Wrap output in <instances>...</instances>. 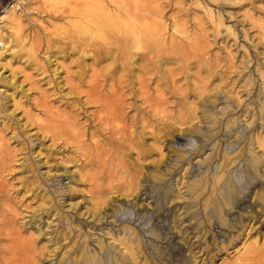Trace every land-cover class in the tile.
<instances>
[{"label":"rangeland","instance_id":"1","mask_svg":"<svg viewBox=\"0 0 264 264\" xmlns=\"http://www.w3.org/2000/svg\"><path fill=\"white\" fill-rule=\"evenodd\" d=\"M74 2L0 0V262L264 264V0Z\"/></svg>","mask_w":264,"mask_h":264},{"label":"bare ground","instance_id":"2","mask_svg":"<svg viewBox=\"0 0 264 264\" xmlns=\"http://www.w3.org/2000/svg\"><path fill=\"white\" fill-rule=\"evenodd\" d=\"M89 11L90 10H89V7L87 5L86 0H75L73 6L71 5V7L67 8L64 11V13H68L70 16H72L75 19V21H77V23H79L81 25V27L83 28V31L86 32L88 30V26H89ZM76 37L72 36L70 38H73L72 41L74 42L75 40H77V38H79V36L77 38ZM80 44H81V46L91 45L89 39L86 38V36H84V35L81 37ZM89 82H90L91 85H93V83H94V81H89ZM112 88H115V86H113ZM89 90H91V89H89ZM116 92H117V90H115V93ZM77 93H79V95H82L83 92L80 91V89H78ZM97 101H99V100H97ZM104 105H105V103H104ZM120 105H121V100L120 99H117V100H115L113 102H110L108 104V112L105 111L104 117L99 116V121L102 120L103 126L104 125L107 126L109 124H112L113 125L112 131L117 136H119L118 138H123V137L127 136V131L121 125V116H122L123 112H121L119 110ZM80 136L81 135H79L78 133H74V136H71L70 138H68V140L78 141L80 139ZM0 178H1V176H0ZM67 184H68V182H67ZM0 191H3V185L1 183V181H0ZM7 198H8L7 195H5V196L3 195L2 196V201H4L5 203H7L9 205V203L7 202ZM0 201H1V197H0ZM8 213H11V215H13V217H15V215H16V211L14 210L13 207H9V212ZM8 213H6L5 215H0L1 220H4V221L10 220L11 221L12 220V218H10L11 215L9 216ZM3 262H5L4 264H12L9 261L8 258L6 259V261L3 259V261L0 262V264L3 263Z\"/></svg>","mask_w":264,"mask_h":264}]
</instances>
